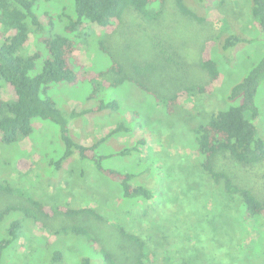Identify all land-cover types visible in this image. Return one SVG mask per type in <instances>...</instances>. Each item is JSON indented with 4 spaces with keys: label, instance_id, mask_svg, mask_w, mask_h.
Here are the masks:
<instances>
[{
    "label": "rangeland",
    "instance_id": "374dc122",
    "mask_svg": "<svg viewBox=\"0 0 264 264\" xmlns=\"http://www.w3.org/2000/svg\"><path fill=\"white\" fill-rule=\"evenodd\" d=\"M71 3L43 0L39 11L49 10L58 17L55 31L62 32L68 19L58 14L66 7L64 11L74 15ZM250 5V0H193V7L208 17L206 24H198L179 11L175 0H166L156 21L143 19L130 9L115 33H104L89 24L87 43L76 51L86 66L85 73L110 65V57L100 48L104 43L127 73L142 79L160 96L159 101L130 81L108 86L115 76L112 72L77 85H53L42 96L67 116L73 141L95 144L94 154L106 156L101 160L103 166L132 173V185L149 187L152 198L124 196L120 183L96 166L93 154L82 159L75 152L61 161L66 141L58 126L33 118L30 136L0 144V210L8 205L30 207L27 200L31 197L48 207L69 204L94 213L71 218L56 211L42 217L43 226L24 211L12 209L0 219V264H79L86 256L95 264H109L102 254L105 250L118 263H129L139 250L127 233L143 238L152 258L148 264H254L245 254L257 243L260 227L246 223L249 234L242 238L241 250L236 248L240 237L237 207L200 167L194 131L210 118L211 111L232 104L228 99L232 87L264 55V41ZM222 31L227 32L225 37L239 34L246 40L228 49L219 41L213 44L211 51L221 71L219 83L169 112L167 99L173 93L191 82L209 81L200 57L208 40L216 39ZM30 44L32 51L38 49ZM169 56L178 63L168 60ZM146 61L155 63L154 71L147 76L135 73L133 65ZM0 97H11L1 80ZM111 101L119 106L94 109L101 102ZM255 102L261 110L256 121L258 132L264 137V80ZM120 123L126 129L110 134ZM215 163L239 184L264 196V160L243 167L230 156L219 155ZM73 224L90 230L99 244L97 250L88 243L86 234L63 230ZM53 229L61 232L56 234Z\"/></svg>",
    "mask_w": 264,
    "mask_h": 264
},
{
    "label": "trees",
    "instance_id": "16d2710c",
    "mask_svg": "<svg viewBox=\"0 0 264 264\" xmlns=\"http://www.w3.org/2000/svg\"><path fill=\"white\" fill-rule=\"evenodd\" d=\"M201 1L198 0V3ZM250 1L252 17L259 27L260 38L264 41V0ZM42 2L43 0H0V80L11 94L8 100L0 97V144H13L20 138L30 136L33 132V118L51 121L58 126L62 139L66 141V151L60 159L61 161L75 152L82 159L93 154L92 158L96 161V166L109 179L120 183L124 196L144 197L150 200L152 190L144 185L133 186L131 183L132 173L103 166L101 160L106 156L94 154L95 144L87 146L73 141L70 137L69 119L51 99L44 98L42 94H46L53 85L64 83L77 85L85 80L91 81L112 72L115 76L113 79L111 78L108 86L116 87L125 81H130L154 95L159 101L160 96L142 79L127 73L123 64L104 43H101L100 48L110 57V65L105 70L91 71L89 75L85 73L86 66L76 51L82 44L87 43L86 37H89L91 31L89 24H95L104 33H115L123 24L125 13L130 9L141 15L143 19L156 21L163 13L166 0H72L71 6L74 9V15L66 13L64 11L66 7L58 14L59 17L65 15L68 19L62 32L55 31L58 17L50 13L49 10L39 11ZM175 3L182 14L195 19L198 24L208 22L206 13L201 12L200 8L193 7V0H191L192 4L188 0H175ZM63 33L73 34L74 37ZM226 33L222 31L216 39L208 40L201 54L200 66L207 72L209 81L207 83L194 81L173 93L167 99L169 112L175 105L198 93L206 92L219 83L221 71L211 51L213 44L219 41L221 45L223 44L224 49H228L246 40L239 34H230L225 37ZM31 42L37 45L36 51L31 50ZM39 47H42L44 51ZM167 59L178 63L171 56ZM133 66L135 73L141 74V76L149 75L156 68L152 61ZM263 80L264 55L247 72L244 79L232 87L228 96L232 104L227 108H217L211 111L210 118L194 129L201 157L200 167L228 201L237 207V226L240 237L236 242V248L241 250L238 247L243 243L242 238L249 234L246 223L260 227L257 243L253 244L245 254L255 260H252L254 264H262L264 260L260 259L261 256H264V196H259L251 188L239 184L228 171L217 168L215 162L219 155H228L243 167H251L264 160V137L259 134L256 124L261 110L255 102L258 88ZM118 106L117 101L101 102L94 109L99 111ZM78 113L74 112L73 114ZM124 129H126L125 125L120 123L110 131V134L118 133ZM56 164L59 165L60 162L58 161ZM1 186L2 184H0ZM27 201L30 203V207L6 206L0 210V219L12 209H17L24 211L28 217H32L34 223L42 222L41 224L45 226L42 217H49L56 211L71 218H75L81 213H94L90 208L72 207L69 204L58 205L56 208L48 207L42 201L31 197ZM146 211L147 209L144 210V214ZM82 226L73 224L70 228H63V230L86 234L88 243L95 249L98 248L96 237L90 233L89 229ZM53 231L56 234L61 232L56 229ZM127 236H130L138 247L139 253L136 259L129 263H118L105 250L102 254L106 261L109 264L150 263L152 261L151 253L145 250L146 243L143 238L131 233H127ZM58 257L56 255V258ZM163 259L162 256L160 261ZM79 264L95 263L86 256L81 259Z\"/></svg>",
    "mask_w": 264,
    "mask_h": 264
}]
</instances>
